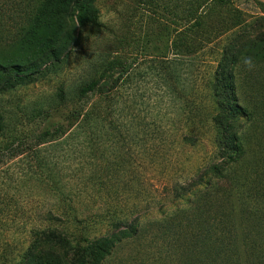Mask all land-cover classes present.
<instances>
[{"label": "rangeland", "instance_id": "374dc122", "mask_svg": "<svg viewBox=\"0 0 264 264\" xmlns=\"http://www.w3.org/2000/svg\"><path fill=\"white\" fill-rule=\"evenodd\" d=\"M147 1L96 0L97 25L80 34L77 24H71L73 36L81 38L63 63L50 68L39 82L0 95L9 121L27 126V136L12 148H5V139L0 137V264H25L33 230L44 226V219L54 210L55 194L38 181L45 174L36 157V139L43 125L42 121L31 124L34 110L61 105L60 89L70 100L93 78L104 59L117 56L131 65L120 83L112 112L115 118L121 116L120 142L108 151H99L95 160L81 138L64 137L58 147L46 146L43 156L67 186L66 193L81 199L79 215L93 217L92 233L111 229L112 218L135 220L136 238L122 241L102 264H178L174 254L178 247L187 248L189 241L183 245L186 239L178 240L179 232L176 239L170 237L171 227L162 220L173 210L174 190L189 180L197 181L201 166L213 153L209 128L204 126L212 110L205 88L211 60L236 34L245 32L252 37L260 33L264 37V0H223L211 5L200 30L202 38L212 32L215 38L224 36L197 58L170 52L168 64L161 58L164 40L187 23L185 15L195 11L198 0H150V5ZM17 20L15 1L0 0V41L12 37ZM144 44L150 46L149 55L143 52ZM65 114L56 112V121ZM259 122L264 123V119ZM190 133L203 134L201 143L183 141ZM259 133L237 169L257 167V184L264 188V151L256 147ZM236 175L243 180L242 172ZM246 179L249 185L253 181L250 175ZM241 181L227 180L221 186L228 188L232 209V214L224 216L226 225L235 224L240 235L259 231L261 235L254 240L264 246V199L251 192L254 197L249 200L246 195L250 191L238 186ZM233 187L237 191H232ZM218 191L212 195L213 202ZM240 209L249 210L252 216L244 219L242 213L239 216ZM210 216L213 222L215 215ZM178 223L185 220L179 218Z\"/></svg>", "mask_w": 264, "mask_h": 264}, {"label": "trees", "instance_id": "16d2710c", "mask_svg": "<svg viewBox=\"0 0 264 264\" xmlns=\"http://www.w3.org/2000/svg\"><path fill=\"white\" fill-rule=\"evenodd\" d=\"M14 1L18 27L12 37L0 41V95L39 82L50 68L63 63L81 38L73 36V22L80 34L98 23L96 0ZM218 2L223 3V0H198L195 11L185 15L189 18L187 23L164 40L167 41L161 55L164 62L169 63L170 52L177 57L197 58L208 45L224 36L225 33L215 38L212 32L202 38L200 31L205 26L206 10ZM147 4L150 5V0ZM181 47L184 51H177ZM149 48L143 45L145 55L152 52ZM213 58L205 86L212 110L204 124L209 128L213 153L201 166L197 181L189 180L174 190L170 204L173 210L162 221L167 228L171 227L170 237L176 239L179 232L178 240L186 239L183 245L189 241L187 248L178 247L174 254L178 264H264V246L254 240L261 233L243 231L240 235L235 224L226 225L228 220L224 216L232 214V209L228 206V188L221 187L227 180L241 181L236 174L242 172L243 180L238 186L244 188V192L250 191L247 198L252 199L251 192H255L264 199V188L257 184V167L237 169L259 132L256 147L264 151V123L259 122L264 119V37L260 33L252 37L245 32L236 34ZM130 68L120 56L104 59L93 78L76 90L71 101L60 89L58 97L64 101L61 105L34 110L31 124L42 121L43 125L36 139V157L45 174L38 181L56 198L54 210L44 219L45 225L33 230L23 258L25 264H102L117 245L138 235L135 220L113 218L111 229L92 233L93 217L84 219L79 215L81 199L66 193L67 186L57 178L43 156L46 146L58 147L64 137L81 138L84 148L95 160L99 151H108L112 144L120 142L123 137L121 116L115 118L112 112L120 83ZM59 111L66 114L56 121L54 114ZM17 122L9 121L0 105V137L5 139V148H12L27 136V126ZM190 124L196 126L195 122ZM203 137L201 133H190L183 136V141L200 144ZM247 175L253 178L250 185ZM89 182L85 180L86 184ZM96 185L92 183L93 188ZM216 191L218 199L213 202L212 195ZM60 208L64 211L60 212ZM239 212L244 219L252 216L249 210ZM211 214L215 215L213 222ZM179 218L185 223L179 225Z\"/></svg>", "mask_w": 264, "mask_h": 264}]
</instances>
